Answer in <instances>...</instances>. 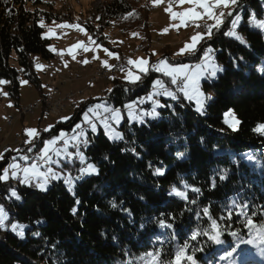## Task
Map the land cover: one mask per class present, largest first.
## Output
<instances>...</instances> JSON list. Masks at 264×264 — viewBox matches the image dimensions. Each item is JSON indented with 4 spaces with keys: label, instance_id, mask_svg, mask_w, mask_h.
Here are the masks:
<instances>
[{
    "label": "trees",
    "instance_id": "obj_1",
    "mask_svg": "<svg viewBox=\"0 0 264 264\" xmlns=\"http://www.w3.org/2000/svg\"><path fill=\"white\" fill-rule=\"evenodd\" d=\"M39 3L0 0V79L9 81L3 86L17 108L19 73L41 96L44 86L34 70V56L48 62L54 58L48 47L51 39L42 38L41 19L78 23L96 43L106 47L111 45L104 29L111 24L122 34L137 32L143 42L151 37L147 0H104L86 18L25 8ZM133 11L136 15L124 19ZM233 12L241 18L237 32L244 43L225 35L231 26L229 17L194 54L172 59L168 45L159 50L170 61L198 62L205 46L213 48V61L222 71L213 80L202 82L207 99L201 113L176 92L175 99L161 98L164 104L157 117L142 123L125 119L119 126L122 139H108L101 128L97 133L90 130V143H81L78 148L96 165V172L80 178L71 190L62 180L53 182L46 191L15 183L12 178L0 181V205L8 213L4 227H0V264H143L141 258L156 249L161 250L162 260H168L193 231L209 229L211 220L222 229V243L213 244L206 236L190 241L189 253L196 264H229L220 257L233 248L236 251L230 260H236L239 251L257 250L264 255V134L254 131L264 123V33L250 27L252 14L264 18V0H239ZM149 59L153 61L151 54ZM141 75L134 84L111 77V91L105 89L103 97L123 109L148 92L153 81L171 84L168 77L151 68ZM100 98L81 101L68 120L58 121L41 133L36 143L21 144L23 151L29 147L38 151L45 137L59 129H72ZM144 105L149 108L148 102ZM229 110L239 121L236 130L225 122ZM8 151L0 170L7 165L9 154H17ZM66 165L73 176L87 163L75 156L72 164ZM156 169H162L163 175H156ZM225 171L226 178L221 180ZM185 185L191 186L187 200L170 195L173 187L185 191ZM10 190H15L19 199ZM237 204L247 206L245 214L235 211ZM205 207L209 216L203 214ZM229 209L233 210L231 216ZM246 216L252 217L251 229L245 227ZM160 219L172 227H160ZM13 223L25 226L22 238L12 231ZM249 239L256 241L253 247L241 243ZM196 248L203 250L194 251ZM237 264L259 263L247 259Z\"/></svg>",
    "mask_w": 264,
    "mask_h": 264
},
{
    "label": "snow or ice",
    "instance_id": "obj_2",
    "mask_svg": "<svg viewBox=\"0 0 264 264\" xmlns=\"http://www.w3.org/2000/svg\"><path fill=\"white\" fill-rule=\"evenodd\" d=\"M7 3V0H4ZM239 0H152V4L154 6H158L161 4H166L167 6L164 8V11L169 15L170 23L167 27L161 30L162 33H167L169 28L175 29L179 31L180 28H191L192 35L183 43V46L179 48L174 55L182 56V55H191L194 54L198 50V46L202 44L205 40H210L215 33L221 29V26L224 24L225 19L231 17V26L227 32H225L226 36L233 37L242 43L245 41L243 37L239 35L237 32V27L240 23V16L238 13H234L233 9L238 5ZM184 5H188L184 7ZM136 13L130 12L124 19L128 17L134 16ZM79 19L78 17L76 18ZM99 19V17H97ZM173 21L175 23H173ZM250 21L256 27L264 30V20H258L255 16L250 17ZM55 24V21L53 22ZM41 27H48L44 24L43 19L40 21ZM56 28L59 29H76L85 35H88L86 29L82 27L78 23L63 22L61 24H56ZM55 34L53 28L48 27L47 33L42 35V38L46 36H52ZM131 35L136 36L138 33H132ZM94 45V47H93ZM50 51L56 52L57 50L53 48L51 45L48 46ZM82 48L84 52L91 51L92 53H96L97 49H101L102 46L96 43L90 35H88V42L85 44L84 41H78L77 43L72 44L69 48L60 50L57 54L60 55L64 66H68V62L63 59V53L66 51L69 55L72 56V59H76V54L74 53V49ZM102 51L106 54L108 59H117L120 60L121 57L112 51H109L108 48H102ZM155 51H153V55H155ZM92 59L100 60L101 66L112 69L115 65H112L108 62V59H101L98 55H93ZM203 63L197 65H189V64H171L168 62L166 58H161L155 64H149L147 58L137 57L135 60L129 57L124 66L120 67V71L124 73L123 79L128 81L129 83H137L142 79L141 74H147L149 69H154L157 72H162L165 76L170 78V82L172 85L176 86V91H172L167 88L162 80L153 81L154 92L150 93L146 97L138 98L139 102L143 103L144 100H151L153 102V108L149 112H142L140 115H137L135 109L136 101H133L131 104L125 105V108L128 110L129 120H137L138 122H142L143 116H152L155 117L158 115L156 112V107L160 106L159 101L155 100L153 97L157 95H164L176 98V92L183 93L184 97L189 100H194L196 103V110L198 112L203 111L204 100L206 97L200 91L199 81L201 77L207 75L209 77H214L218 71H222V68L215 64L212 59V50L205 49L204 57H202ZM79 63H90V61L85 58ZM38 69H42L45 66L39 63L36 64ZM21 84H27L26 80H21ZM9 81L0 80V84H7ZM110 92L111 89H108ZM0 95L8 96V93L4 92L3 89H0ZM9 106L11 104L9 103ZM103 113H109V115H103ZM226 115L225 122L229 124V127L236 130V125L239 124V121L236 120L234 114L231 110H229ZM93 118L99 120L100 123L103 124L104 128L107 130L106 134L110 139H122V135L117 132L109 121H112L115 124H119L121 116L120 109H113L111 107L105 106L103 104H96L90 106L87 111L83 113V119L85 124H87L92 131L96 130V124L93 122ZM62 120H67L69 117H61ZM51 127V126H49ZM80 125H75L73 130V135L69 139H64V133L62 132L59 137L53 138L52 140L45 141L44 147L40 150V153L36 160L31 162L30 164H25L21 166L20 163L17 162V157H12L10 162L0 170V181H6L9 178L19 179L22 184H33L35 187H38L42 191L47 190V186L52 180L60 179L61 173L56 172L52 167H47L44 171H41L42 165H48L50 163H56L57 161L53 160V155L61 156L63 158L71 160L73 155L79 158L81 163L84 162L85 158L83 153L77 151L75 154L68 152L69 144H74L79 147L81 143H87L86 140H83L82 137L84 133L82 131H77L80 129ZM48 129L46 128L45 131ZM256 132H260L264 134V124H258L254 129ZM25 134L27 135V139L25 140L26 144H33L34 140L39 138L40 133L35 128H27L25 129ZM63 139V148H55V144L57 140ZM7 151V149H5ZM12 151L17 153L20 160L29 161L28 155H20L19 149H13ZM27 152H32V147H29ZM4 153L0 152V160H3ZM38 161V162H37ZM80 176L85 174H90L96 172V168L92 164H87L85 167H82L80 170ZM156 175H163L162 169L155 170ZM80 177H72L70 175H64V182L68 186L69 190H71L73 183L75 180ZM226 178V171L224 174L220 176V179L223 180ZM215 184L213 183V187ZM191 186L185 185V191H180L177 188L173 187L170 195L179 196L185 200H187V189ZM194 192H199L198 188H191ZM11 195L19 199L15 190H11ZM78 202V201H77ZM115 207V204H113ZM73 212L76 211L75 208L72 209ZM232 209H229L228 215H232ZM235 211L240 214H245L247 211L246 205H235ZM203 214L205 216H209V209L205 207L203 209ZM8 213L4 210L2 206H0V227H4L5 221L7 220ZM160 227L171 228L172 225L167 223L165 219L159 220ZM253 220L251 216H246L245 227L251 229L253 227ZM24 225L13 223L11 225V229L16 233L19 237L24 236ZM221 232L222 229L220 225L217 224L216 220H211V224L209 229L207 230H195L191 233V236L188 241H186L182 246L178 247L176 251L172 254L171 259L162 260L161 259V250L156 249L155 251H150L142 257L143 264H196L194 256L189 253L190 241L197 240L198 236H206L208 241H211L213 244H221ZM236 235V233H233ZM256 241L250 239L248 241H241V243H255ZM202 248H196L194 251H202ZM236 251L235 248L232 251L225 252L223 256L220 257L221 260H228L229 264H233L230 258L233 256V253Z\"/></svg>",
    "mask_w": 264,
    "mask_h": 264
},
{
    "label": "rangeland",
    "instance_id": "obj_3",
    "mask_svg": "<svg viewBox=\"0 0 264 264\" xmlns=\"http://www.w3.org/2000/svg\"><path fill=\"white\" fill-rule=\"evenodd\" d=\"M103 1L104 0H40V3L38 5L32 6V5L28 4L25 6V8L32 10L33 7H37V8H40L41 10L48 11L52 14L61 15V14L67 13L68 15H80L82 18H86L88 16V14H91L92 12H94ZM166 6H167L166 4L154 6L152 4V0H147V7H148V11H149L148 22H149V30H150V36H151L149 40L143 42L141 40L139 34L136 36L131 35L132 33H137V32H133V31H131L127 34H122L119 31V29L116 27V25L111 24V25L105 27V29H104V33L107 34V36L110 39L111 47H106V46H103L101 44L100 45L102 46V48L106 47V48H108L109 51L117 53L121 58L122 57H127V58L131 57L134 60L137 57L147 58L150 65L157 63V61L161 58H166L164 56L162 57L159 53L160 48L165 46V45H168L170 47V50H171L170 51V54H171L170 57L172 59L179 57V56L174 55V53L179 48H181L183 46V43L192 35V29L191 28H180L179 31H177L175 29L169 28L167 33H162L161 30L164 29L165 27H167L170 23L169 15L164 11V8ZM187 6L188 5H184V7H187ZM252 16H255V15L252 14L251 17ZM256 19H258V18L256 17ZM258 20H264V18L258 19ZM61 21L60 22L55 21V24L53 23L54 21L44 22V24L48 27L53 28L55 31V29H56L55 25L61 24ZM173 23H175V22L173 21ZM48 27H44V34L47 33ZM250 27L251 28H258L255 25H253L251 22H250ZM56 31H57V29H56ZM262 31L264 33V30H262ZM86 32L88 33V35H90L87 30H86ZM55 34H56V36L60 37V35H58L57 32ZM88 35H85L82 32L76 33L74 35V38H72L73 40H69L67 43H71L72 41L75 43L76 40H78V41H84L85 44H87ZM45 38H50L51 42L49 45H51L53 48H55L53 35L52 36H46ZM112 46H113L114 50H112ZM93 47H94V45H93ZM62 48L63 47H59L60 50H63ZM102 48L97 49L96 53H92L91 51H88L90 53L86 52L84 54L83 57H86V58L89 57L88 60L90 61V63L85 64V66L82 63H78V61L83 60V59H81V57H76V59L73 60L72 58H70V56L63 54L64 55L63 59L68 62V66L65 67L64 63L61 61L60 57L58 59H56L53 56L54 57L53 60H50L48 62V61L42 59L41 57H39L37 55L34 56V59H35L34 70L42 81V84L44 86L43 87L44 88L43 89L44 94L40 96L37 89L29 83V81L25 78V76L23 74L19 73V77H18L19 78L18 79L19 107L17 108L15 106L13 100L11 98H9L8 96L5 97V96L0 95V152L4 153L5 149H7V151L9 150L8 152H12L13 149L23 148L20 145L26 144L25 140L27 139V135L25 134V129L35 128L39 131L40 135H41V133H46L58 121H62V122L66 121V120H62L60 117H69L70 118L72 113H73V108L76 105H78L81 101H84V100L89 99V98L102 97L97 102H95L93 105L103 104V105L111 107L113 109H117V108L120 109L121 119H120L119 124H115L112 121H109V123L112 124V127L117 132H119L120 134H121V131L119 130V126L121 125V123L125 119L130 123L131 122L142 123V122H145L146 118L153 119V118L157 117V115L155 117L143 116L142 122H138L137 120H129L128 110L125 108V105L131 104L133 101L126 103L124 105L123 109H121L119 107L115 108L111 102H109L105 97H103V95H104L103 91L105 89L109 88L108 81L110 80V78L111 77H119V78L123 79L124 73L121 72L120 69L116 70V71H112V69L114 67L112 69L102 67L99 59H97V60L92 59V56L94 54L98 55L101 59H108L106 54L102 51ZM205 49H211L212 53H213V48L210 45H207L204 47V50L202 51V57H204ZM60 50H58V51H60ZM153 51H155V53H156L155 55H153ZM76 52H78V55H80L82 53V48L76 49ZM150 54L152 55V58H153L152 62L149 59ZM182 56H184V55H182ZM202 57L200 58V60L198 62H193V61L176 62V61H170L168 58H166V59L171 64L197 65V64L203 63ZM75 61L77 63L74 64ZM108 62L112 65H115L117 62H119V60L112 58V59H108ZM10 63L12 65H15V62L13 60H10ZM37 63L44 65L45 67L42 69H38L36 67ZM56 69H57V71H59L60 74L56 72ZM110 72H112V73L110 74ZM219 72L220 71H218L217 73H219ZM85 73H87V75H85V76L82 75ZM95 73H97V74L99 73V74L97 75ZM217 73H216V75H217ZM49 74L52 77V79L50 78ZM101 75H104V76H101ZM215 76L209 77V76L205 75V76L201 77V79L199 81L200 91L204 94L205 97L207 96V93H205L203 88H202V82L205 80L211 81L215 78ZM0 80H2V79H0ZM21 80H26L28 83L27 84H21V82H20ZM166 86H168V85H166ZM0 89H3V91L6 92L3 84H0ZM51 90H52V92H49ZM172 91H176V88ZM153 92H154V87H152V89L149 90L148 92H146L145 94H147V96H148L150 93H153ZM181 94L184 97L183 93H181ZM144 95L142 97H144ZM157 96H154L153 98L155 100H157ZM162 96L165 100H170V99L172 100L173 99L172 97H169V96H164V95H162ZM60 97H62V98L60 99ZM206 99L204 100V104L206 103ZM187 100H189V99H187ZM137 101H139V100H136V102ZM146 101L149 103V108L144 105ZM146 101H143V103L141 105H138L136 103L134 111H136L137 115H140L141 111L142 112H149L152 110L153 102L151 100H146ZM158 101H159L160 106L156 107V112L164 104L161 100L158 99ZM190 101L193 102L194 109L196 110L195 101L194 100H190ZM36 102H38V103H36ZM9 103L11 104V106H9ZM31 104L35 105V106L32 108V110H30V111L27 110L28 112H25L24 107H26V106L29 107V105H31ZM45 105L47 108L49 107V110L51 109L50 110L51 112L49 110L45 109ZM87 109L85 111H87ZM137 109H138L139 113L137 112ZM83 113L75 125L79 124L81 126L82 124H85L84 119H83ZM103 115H109V113H103L102 116ZM225 118H226V115H225ZM93 122L96 124V130L93 132L92 129L90 128L92 133H97L98 130L101 128L103 130L104 134L107 136V138L110 139L109 136L106 134L107 130L104 128L103 124L100 123V121L96 120L95 118H93ZM261 124H264V123H261ZM75 125L70 130L59 129L56 134L45 137L43 140V144L41 145L39 150L33 151L31 155H30V153L23 151V150H20V155H25V154L28 155L30 159H29V161H25V162H27V163L29 162L28 164H30L31 162L34 161L32 159H34V158L37 159V157L40 153V150L44 147L45 141H49V140H52L53 138L59 137L62 132L65 134L64 139L70 140V138L73 135V130L75 128ZM49 126H51V127H49ZM46 128L48 129L47 131H45ZM83 133H84V136L82 137V139L85 140L87 137V132L85 131ZM19 140H21L22 143L19 144ZM110 140H118V139H110ZM54 147L62 149L63 148V139L57 140ZM77 151L83 153L76 145L70 143L69 147H68V152L75 154ZM9 155H8V157H9ZM83 156H84V153H83ZM247 156L250 159H252L253 158L252 152H249V154ZM74 157H75V155H73V158L71 160H69V159L63 158L61 156L53 155V160L57 161L56 163H50L48 165H42L41 166V171H44L47 167H52L56 172L61 173V178L50 181L47 188L55 181L62 180L64 182V175H69L68 174L69 165H66V164H72ZM84 158H85V156H84ZM1 161L2 160H0V162ZM17 161L19 163V159H17ZM85 162L87 164L94 165L96 168V165L93 162L87 161L86 158H85L83 164ZM91 174H93V173L85 174L83 176H80V174L79 175H73L72 177L79 176L80 178H83V177H85L87 175H91ZM79 179L74 181L73 186H74L75 182L78 181ZM64 184H65V182H64ZM73 186H72V188H73ZM66 187L69 190L67 185H66ZM35 188L39 189L38 187H35ZM10 192H11V190H10ZM24 229H25V227H24ZM246 244L249 247L254 246V243H252V244L246 243ZM247 259L254 260L257 263H260V261H261L262 264H264V256H263V254L258 253L257 250H251L250 252L239 251V253L237 255V259L236 260L232 259L231 261L233 262V264H237V262H243Z\"/></svg>",
    "mask_w": 264,
    "mask_h": 264
},
{
    "label": "crops",
    "instance_id": "obj_4",
    "mask_svg": "<svg viewBox=\"0 0 264 264\" xmlns=\"http://www.w3.org/2000/svg\"><path fill=\"white\" fill-rule=\"evenodd\" d=\"M61 23H63V22H61ZM56 29H58V28H56ZM56 29H55V33H56ZM62 31H63V34H64V36H60V37H58V36H56V34H54L53 35V40H54V47H55V49L57 50L56 52H54V53H58L59 51L58 50H60L59 49V47H63L62 49L64 50V49H67V48H69L72 44H74V42L72 41L71 43H67L69 40H73L72 38H74V35L76 34V33H79L80 31H78V30H76V29H69V28H65V29H61ZM64 37V38H63ZM78 42V40H76V42L75 43H77ZM79 49H81V48H79ZM74 53L75 54H77L76 53V49H74ZM86 52H84L83 50H82V53L80 54V55H76V57H81V59H85L86 57H83L84 56V54H85ZM88 53H90V52H88ZM63 54H65V55H67V56H70V58H72V56L71 55H69L66 51L63 53ZM60 56V55H59ZM64 56V55H63ZM89 57H87V59H88ZM117 60V59H116ZM62 61V60H61ZM116 62V61H115ZM75 63H77L76 61L74 62V64ZM79 63V62H78ZM84 66H85V64L84 63H82ZM79 70V69H78ZM56 72L57 73H59V71H57V69H56ZM87 72V71H86ZM60 74V73H59ZM82 75H87V73H85V74H82ZM49 76H50V74H49ZM50 78L52 79V77L50 76ZM42 82V81H41ZM14 157V156H13ZM15 157H17V154L15 155ZM20 160V159H19ZM18 162V161H17Z\"/></svg>",
    "mask_w": 264,
    "mask_h": 264
},
{
    "label": "bare ground",
    "instance_id": "obj_5",
    "mask_svg": "<svg viewBox=\"0 0 264 264\" xmlns=\"http://www.w3.org/2000/svg\"><path fill=\"white\" fill-rule=\"evenodd\" d=\"M56 32H57L58 35H60V36H64L63 31H62L61 29H57ZM54 57H55L56 59H58L60 56H59V54L54 53ZM121 59H122V58H121ZM121 59H120L119 61H121ZM119 69H120V68H113L112 71H116V70H119ZM111 73H112V72H110V74H111ZM113 73H114V72H113ZM95 74H97V73H95ZM95 74H94V75H95ZM98 74H99V73H98ZM98 74H97V75H98ZM108 74H109V73H108ZM105 75H106V74H105ZM101 76H104V75H101ZM93 77H94V76H93ZM102 78H103V77H102ZM90 79H91V78H90ZM99 79H100V78H99ZM95 81H96V80H95ZM49 89H50V88H49ZM57 90H58V89H57ZM55 91H56V90H55ZM49 92H52V90L49 91ZM49 92H48V93H49ZM58 92H59V91H58ZM51 94H52V93H51ZM51 94H50V95H51ZM47 95H48V94H47ZM146 96H147V94L144 95V97H146ZM61 98H62V97H60V99H61ZM36 103H38V102H36ZM39 104H40V103H39ZM138 104H139V102H138ZM54 106H55V105H54ZM45 109H49V107L47 108L46 105H45ZM61 109H62V108H61ZM50 110H51V109H50ZM56 110H57V109H56ZM62 111H63V110H62ZM62 111H61V112H62ZM50 112H51V111H50ZM59 112H60V111H59ZM54 115H55V114H54ZM59 115H60V114H59ZM60 118H61V117H60ZM80 131H82V132H85V131H86V132L88 133V132L90 131V127H89L88 125H85L84 128L81 129ZM85 140L87 141V143H83V145H87V144L90 143V141L88 140L87 137H86ZM37 141H38V139H35V140H34L35 143H36ZM81 147H83V146L81 145ZM12 157H13V155H12ZM37 162H38V161H37ZM19 163L22 164V163H23V160H19ZM14 182H15V183H20L19 180H14ZM32 186H34V185L32 184Z\"/></svg>",
    "mask_w": 264,
    "mask_h": 264
},
{
    "label": "built area",
    "instance_id": "obj_6",
    "mask_svg": "<svg viewBox=\"0 0 264 264\" xmlns=\"http://www.w3.org/2000/svg\"><path fill=\"white\" fill-rule=\"evenodd\" d=\"M77 54H78V52H76ZM61 58V57H60ZM127 57H122V59H121V61H119V62H117L116 64H115V67L114 68H120L121 66H124L125 64H126V61H127ZM167 88H169L170 90H172L173 89V86H170V85H168V86H166ZM138 102L139 101H137V104H138ZM35 105H29V107H24V111L25 112H28V111H30V110H32V108L34 107ZM26 109V110H25ZM28 110V111H27ZM46 110H49V109H46ZM50 111V110H49ZM85 125H87V124H82L81 125V127H80V129H77V131H80L81 129H83L84 128V126ZM20 143H22L21 142V140H19V144ZM34 143V142H33ZM21 146V145H20ZM19 146V147H20ZM19 150H23L22 148H20ZM12 153L9 155V157H8V159H7V161H8V163L10 162V160H11V158H12ZM32 160H36V158H34V159H32ZM29 163V162H28ZM27 162H25V161H23V163L21 164V166H24L25 164H28ZM13 180H19V179H13ZM20 184H22V183H20ZM29 186L30 187H32V184L31 183H29Z\"/></svg>",
    "mask_w": 264,
    "mask_h": 264
}]
</instances>
